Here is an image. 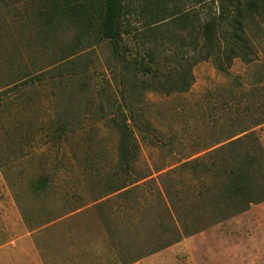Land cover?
<instances>
[{
    "label": "rangeland",
    "instance_id": "1",
    "mask_svg": "<svg viewBox=\"0 0 264 264\" xmlns=\"http://www.w3.org/2000/svg\"><path fill=\"white\" fill-rule=\"evenodd\" d=\"M29 1L0 3V264L128 263L169 240V192L184 226L202 231L134 264H264V203L220 221L225 206L213 190L221 179L182 167L242 137L244 146L205 165L242 157L252 142L264 153V24L251 26L255 61H224L222 72L187 55V25H153L142 10L148 0H124L118 54L67 21L46 25ZM167 7L189 14L195 28L219 12L218 2ZM151 53L161 81L189 57L187 93L143 87L153 75L136 62L156 69ZM121 112L139 145L127 172L111 122H124ZM63 125L69 132L60 137Z\"/></svg>",
    "mask_w": 264,
    "mask_h": 264
},
{
    "label": "trees",
    "instance_id": "2",
    "mask_svg": "<svg viewBox=\"0 0 264 264\" xmlns=\"http://www.w3.org/2000/svg\"><path fill=\"white\" fill-rule=\"evenodd\" d=\"M174 1L148 0L142 10L150 15L153 25L174 21L190 28L186 31L189 32L188 35L192 41L185 49H188L187 55L196 52L195 65L213 61L220 71L226 72L224 61L231 63L235 59H240L247 64H252L255 61L257 53L252 45V35L254 34L251 32V26L258 27L259 24H264V0H196V4L200 7L219 3L218 14L211 15L206 22H200L198 28L194 27V20L189 14L178 15L176 8L173 10L167 7L168 2ZM29 2L35 17L46 25H53L56 21H67L84 32L92 33L99 40L111 43L114 53L118 54L122 29L129 15L124 0H30ZM0 3H3V0H0ZM224 27H226L225 30ZM195 32H197V37L192 38V34ZM154 35L156 34H152V36ZM148 59L156 66V69L150 68L144 62H136V66L143 69L145 73L153 75L150 81L142 84L144 88L161 91L167 96L175 93H187L190 90L194 77L193 66L188 56L183 57L184 63L180 64L182 69L163 76L164 81L158 79L160 71L159 63L156 61L157 55L148 54ZM16 87L12 88V91L18 90ZM120 115L125 117L124 122H120L117 118H113L111 122L120 136V163L127 172L132 166L134 167L139 145L134 132L127 125L126 113L121 112ZM260 125L262 123L258 122L257 126ZM68 132L67 125L58 129L60 137L67 136ZM247 133L248 131L242 133V135L246 134L244 138L250 137V134ZM235 138L237 137L233 139ZM242 139L243 137L228 142L209 152L205 159L220 158L226 152H235L246 144V142H240ZM205 159L187 162L182 167L195 172L202 169L205 175L215 174L221 179L213 190L214 199H219V203L225 206V209H219L222 212L220 221L239 216L251 207L264 203V153L257 146V142H252L251 148H248L244 156L235 157L230 161L224 160L223 164H213L208 167L204 163ZM145 179L147 178L133 182V186ZM46 185L47 180L41 179L34 185V189L42 192ZM127 188L128 186H125L119 191ZM166 208L167 213L169 212L168 214L174 221L173 227L170 226L167 230V234L170 236L169 240L157 248L141 251L125 264H134L153 256L202 231L196 228L191 230L189 226H184L178 202L171 192L167 194Z\"/></svg>",
    "mask_w": 264,
    "mask_h": 264
}]
</instances>
